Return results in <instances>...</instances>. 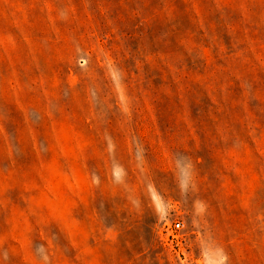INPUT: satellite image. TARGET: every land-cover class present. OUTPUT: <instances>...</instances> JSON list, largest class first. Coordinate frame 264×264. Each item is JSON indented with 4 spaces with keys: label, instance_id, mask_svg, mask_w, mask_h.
<instances>
[{
    "label": "rangeland",
    "instance_id": "rangeland-1",
    "mask_svg": "<svg viewBox=\"0 0 264 264\" xmlns=\"http://www.w3.org/2000/svg\"><path fill=\"white\" fill-rule=\"evenodd\" d=\"M221 250L264 264V0H0V264Z\"/></svg>",
    "mask_w": 264,
    "mask_h": 264
},
{
    "label": "clouds",
    "instance_id": "clouds-1",
    "mask_svg": "<svg viewBox=\"0 0 264 264\" xmlns=\"http://www.w3.org/2000/svg\"><path fill=\"white\" fill-rule=\"evenodd\" d=\"M184 160H187V158H184ZM178 167L180 169V176H181V186H184V180L189 178L191 175V169H192V165L191 162L185 164V163H180L178 162ZM161 209L160 205H157V211L159 212ZM38 251L43 254V246L40 247V249H38ZM218 255V259L215 260L214 264H225V261L227 259L226 256L223 255L222 250L217 254ZM45 260H47V257L44 256L43 257Z\"/></svg>",
    "mask_w": 264,
    "mask_h": 264
},
{
    "label": "built area",
    "instance_id": "built-area-1",
    "mask_svg": "<svg viewBox=\"0 0 264 264\" xmlns=\"http://www.w3.org/2000/svg\"><path fill=\"white\" fill-rule=\"evenodd\" d=\"M182 224L180 222H175L173 225V229L175 231L179 230L181 228Z\"/></svg>",
    "mask_w": 264,
    "mask_h": 264
}]
</instances>
